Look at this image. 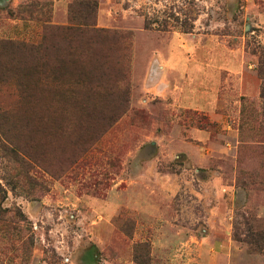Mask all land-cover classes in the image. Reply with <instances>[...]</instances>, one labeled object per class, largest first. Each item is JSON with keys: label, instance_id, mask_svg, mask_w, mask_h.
<instances>
[{"label": "rangeland", "instance_id": "rangeland-1", "mask_svg": "<svg viewBox=\"0 0 264 264\" xmlns=\"http://www.w3.org/2000/svg\"><path fill=\"white\" fill-rule=\"evenodd\" d=\"M259 232L264 0H0V264H264Z\"/></svg>", "mask_w": 264, "mask_h": 264}, {"label": "trees", "instance_id": "trees-1", "mask_svg": "<svg viewBox=\"0 0 264 264\" xmlns=\"http://www.w3.org/2000/svg\"><path fill=\"white\" fill-rule=\"evenodd\" d=\"M88 7H91L90 5ZM21 48V47H18ZM23 51V50H22ZM39 53V50L37 49V47L33 46L32 48H29L28 51H26V56L24 58H22V64L20 65V72H23L27 75V73L31 72V69H33V67L35 65L26 66V63L28 61V56L29 54H33V55H37ZM44 66V65H43ZM30 113L33 115L34 119L39 122H41L44 125V122L46 124V126L49 128V124L52 123L56 117H55V113L53 112V103L50 99V97H41L36 104L31 108ZM259 238L257 240H255V242H251V245H255L256 247H258V245L264 241V232L258 233Z\"/></svg>", "mask_w": 264, "mask_h": 264}, {"label": "bare ground", "instance_id": "bare-ground-1", "mask_svg": "<svg viewBox=\"0 0 264 264\" xmlns=\"http://www.w3.org/2000/svg\"><path fill=\"white\" fill-rule=\"evenodd\" d=\"M34 128V127H33Z\"/></svg>", "mask_w": 264, "mask_h": 264}]
</instances>
